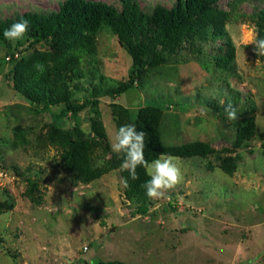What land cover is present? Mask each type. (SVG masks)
<instances>
[{
  "label": "rangeland",
  "instance_id": "374dc122",
  "mask_svg": "<svg viewBox=\"0 0 264 264\" xmlns=\"http://www.w3.org/2000/svg\"><path fill=\"white\" fill-rule=\"evenodd\" d=\"M60 1L0 0V18L57 10ZM102 1L121 7L119 0ZM174 1L139 3L150 11ZM260 6L264 0H218L215 8L226 14L224 35L204 40L189 34L175 52H165V62L145 72L140 86L116 97L108 91L128 78L132 59L108 26L76 34L56 51L37 44L13 57L0 41V201L10 205L0 211V264H264V55L248 45L257 37L252 15ZM70 53L85 76L67 81L69 88L81 99L91 87L98 91L97 113L90 107L79 113L91 166L100 171L89 182L63 166L67 141L51 127L71 130L70 115L57 117L63 104L37 111L8 76L20 58L26 77L55 68ZM224 54L226 66L218 60ZM228 103L238 109L235 121L224 113ZM150 104L161 110L163 145L201 143L206 153L172 155L183 180L164 198L142 203L124 193L120 167L113 165L121 153L111 150L110 138L121 125L135 124ZM248 118L251 138L236 144V126ZM94 126L103 127L105 139ZM223 157L237 161L233 173L219 167Z\"/></svg>",
  "mask_w": 264,
  "mask_h": 264
},
{
  "label": "trees",
  "instance_id": "16d2710c",
  "mask_svg": "<svg viewBox=\"0 0 264 264\" xmlns=\"http://www.w3.org/2000/svg\"><path fill=\"white\" fill-rule=\"evenodd\" d=\"M217 1L175 0L170 7L156 3L150 11H144L139 0H119L120 8L102 0H62L57 10L48 12L28 10L14 16L0 18V41L6 45L9 54L13 57L14 51L21 52L37 44L56 51L66 40L76 34L93 33L102 25L108 26L117 35L120 45L126 49L132 59L128 78L108 91L111 97H116L131 87L140 86L145 72L165 62L167 60L165 52H175L176 47L190 36L189 34L204 40L224 35L222 24L226 14L215 8ZM241 1L244 0H237V2ZM252 16L257 28V38L264 39V7L260 6ZM21 18L29 21L28 32L18 41L6 40L3 36L4 30ZM86 39L87 50L93 52L95 49L91 43L92 35L86 36ZM226 46L231 47V43L226 41ZM60 57L61 60L55 68L38 70L26 77H23L21 70L25 59L20 58V61L9 71L8 76L15 81V89L28 99L37 111L48 110L52 105L63 104L57 117L63 118L65 115H70L73 119L71 130H65L57 123L51 124L53 132L67 141L61 153V160L66 169L75 171L83 182H89L97 178L100 171H95L91 166L89 144L81 138L79 113L88 107L97 113L98 91L91 87L90 96L83 99L76 97L67 81L71 83L75 79L78 81L85 76V73L80 68L75 53H70L65 58L64 55ZM229 58L228 54H224L218 60L226 66ZM72 88L79 87L73 84ZM160 112L159 107L150 104L142 107L136 118L137 130L146 133L144 154L149 162L157 159L162 153L185 156L206 153L201 143L180 147L163 145L157 130ZM236 127V144H239L251 138L254 130L253 119L248 118ZM92 132L105 139L103 127L94 126ZM122 159L123 153L114 158L113 165L120 167ZM219 160V167L225 173L234 172L237 163L234 158L223 157ZM137 172L139 179L135 181L129 179L127 186L123 183L124 193L129 199L145 203L149 201V198L142 185L149 177L142 167L138 168ZM119 175L121 178L128 177L126 171H119ZM28 183L30 186H36L31 179ZM7 206L10 205L0 201V211ZM96 264L126 263L98 261Z\"/></svg>",
  "mask_w": 264,
  "mask_h": 264
},
{
  "label": "clouds",
  "instance_id": "9594fccd",
  "mask_svg": "<svg viewBox=\"0 0 264 264\" xmlns=\"http://www.w3.org/2000/svg\"><path fill=\"white\" fill-rule=\"evenodd\" d=\"M30 23L21 18L10 27L6 28L3 36L8 41H18L28 32ZM248 45H254L257 56L264 55V39L253 37ZM260 60L257 59L256 63ZM224 102L221 101V104ZM224 113L229 121H235L238 117V109L231 103L224 107ZM146 133L138 131L133 123L121 125L110 138V147L114 153H123L119 171L127 172L128 177H122V183L127 186L128 180L139 179L137 169L142 167L149 179L142 185L149 199L164 198L169 190L174 189L182 180L183 175L179 167L178 158L162 153L157 159L149 162L145 158L144 150ZM104 161H97V166H103Z\"/></svg>",
  "mask_w": 264,
  "mask_h": 264
},
{
  "label": "built area",
  "instance_id": "2783aa9c",
  "mask_svg": "<svg viewBox=\"0 0 264 264\" xmlns=\"http://www.w3.org/2000/svg\"><path fill=\"white\" fill-rule=\"evenodd\" d=\"M14 55H17V53L16 54H14ZM85 250H86V248H84Z\"/></svg>",
  "mask_w": 264,
  "mask_h": 264
}]
</instances>
